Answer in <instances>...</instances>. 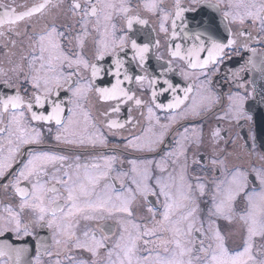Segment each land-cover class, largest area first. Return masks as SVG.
<instances>
[{
	"label": "snow or ice",
	"instance_id": "snow-or-ice-1",
	"mask_svg": "<svg viewBox=\"0 0 264 264\" xmlns=\"http://www.w3.org/2000/svg\"><path fill=\"white\" fill-rule=\"evenodd\" d=\"M224 0H217V5L223 4ZM233 5L228 3L227 7ZM240 5H236L239 7ZM63 0H43V2L33 3L27 10L15 15V19H7L15 13L14 8L7 5H0L3 10L0 16V25L4 23H15L23 21L25 18H31L34 15L43 14L45 11L51 12L55 9H63ZM148 11H153L155 5L146 4ZM177 11L175 16L180 18L183 11L179 0H176ZM248 8H255L256 11H247L246 16L234 15L233 21L239 19L241 24L245 19L259 21L261 29L264 30V0L257 5L254 2L247 5ZM130 9L124 3L109 2V0H73L68 6L67 12L71 14L77 23L80 24L81 32L74 39L79 41V47L83 48L84 41L81 36L89 35L88 21L92 18L97 20V30L99 28L100 17L105 21H110L113 15L124 13ZM230 15L229 11L224 12V17ZM167 19V16L164 17ZM141 24L146 21L139 20ZM127 26L132 27V20L129 19ZM175 28V21L172 24ZM67 25V29H71ZM113 32H115V25ZM186 27V26H185ZM61 31L53 23L48 28L36 34L33 49L30 52L31 60L29 68L33 70L30 76L33 96L25 102L18 93L16 95L0 98V137L6 138V145L0 142V179L5 175H12L13 181L9 184H0V188L5 190L14 189L13 198L18 195L16 211L12 205L4 207L7 218L15 222V230L24 232L25 235H31L28 226H22L20 216L23 213H30L33 217V225L48 227L54 229L53 237L57 245L63 244L68 251L65 253V259L68 264H84L78 261L74 255H71L72 249L85 250L91 254L93 259L91 264H264V259H258L254 254L255 238L264 240V168L255 170L256 178L260 183V191L253 189L246 191L248 176L245 172L234 170L224 176L214 185V190L210 193L211 207L208 210L209 226L204 230V224L201 222L196 227L197 216L200 212L197 200L204 197L207 192L206 184L199 177L196 178L195 186L189 183L186 176V166L181 167L178 173H169L167 179L163 176L157 177L155 185L149 186L146 183L148 179L147 164L143 169L135 167L132 171L139 176H133L130 184L120 181V187L116 184L121 175L127 176V173H117L113 175L114 169L112 163L117 159L115 156H97L91 160H83L84 152L80 149H96L97 146L107 147V139L104 134L97 130L90 133L88 138H83L78 132L72 130L74 124L73 110L67 107L65 101L59 98V89L64 83H69L66 90L72 93L75 98L73 101L79 107V99L85 90L91 91L92 83L82 84L79 79L72 80L73 76L78 75L73 71L79 68L81 64L85 69L91 68V80L102 79L103 75H111L115 79L110 87L98 88L100 99L103 101H116V105L110 108V112L118 113L120 105L129 101L136 105H142V100L135 98V94L130 88L124 85L136 83L143 84L147 79L151 89V98L155 102L158 95L168 92L176 93V87L167 79L160 85L159 93L156 88L159 81L156 78H149L147 75H132L129 69L125 67V61L120 59L119 54L113 59L114 70H105L98 63H89L81 59L79 54L74 51L65 52L62 49L61 41L71 33L68 30ZM161 32H167L164 24L160 25ZM206 35V39L202 38ZM245 35V33H241ZM175 36V32H173ZM186 39L189 38L186 34ZM31 39V38H30ZM194 41L186 50L188 65L191 69H205L209 64L215 66L223 61L226 50L235 44V40L227 38L225 42H219L210 33L197 32ZM159 45V41L155 42ZM130 44L132 50V60L136 61L141 71L147 73L145 67L147 63L146 54L150 52L149 43H138L135 39L127 36H121L119 43L114 47L121 50ZM107 43L104 44L103 51H97L95 60L98 62L103 59L108 51ZM175 51H172V57L181 55V45L175 44ZM255 52L254 49H252ZM206 53V57L201 59V54ZM159 59V57H158ZM39 62V68H35V63ZM130 62V61H129ZM171 61H169L170 63ZM67 64V75L62 71L63 66ZM248 64L254 71L264 74V62L257 65L251 58ZM163 75V73H161ZM201 75L207 79V73ZM200 77H197L199 79ZM166 86V87H165ZM192 91V86L184 89L183 98L174 95L172 102L167 105L155 103L156 109H177L190 99L187 93ZM255 90H253L254 94ZM264 103V96L261 98ZM239 106L243 105L244 98L237 97ZM196 101L193 98L192 111L196 113ZM39 109V111H35ZM25 110L30 113V119L26 117ZM109 111L104 113L109 115ZM131 111V109H129ZM149 125L142 135L132 136L127 142V147H132L138 151H155L156 145L163 144L164 137L168 133L169 125L161 124L159 117H155V123H152L154 113L153 107H148ZM7 117V120H5ZM86 122L88 115L85 113ZM171 119H175L172 117ZM250 119V117H249ZM32 122L48 125V131L51 132V126L57 127V134L54 137L56 146L46 145L42 131L32 126ZM128 123L131 119L128 118ZM107 126L111 128L123 127L117 121L110 120ZM158 126V130L156 129ZM92 127H95L92 125ZM62 130V131H61ZM188 129H184L181 137H186ZM218 135V133H215ZM65 145V147H59ZM23 146H32L26 153L21 152ZM6 151V155L4 154ZM185 149L181 139L176 140V150L166 152L162 159H170L169 162L176 164L181 155H185ZM20 156H25L23 161ZM100 161H103L101 163ZM213 164L217 161L214 159ZM19 164V167L13 172V165ZM160 171L167 172L166 168H160ZM224 175V173H222ZM24 186L21 187L20 185ZM243 192L245 197V207L237 216L234 204L237 198ZM163 196L164 211L161 213V219L155 220V210L153 212V227L142 228L140 224L134 222L132 204L137 197L147 199L148 196ZM116 215H122L124 218L117 221L121 224V234L118 239L109 246L106 243L107 236L98 237L96 230L91 224L98 221L112 219ZM239 219L242 224V244L240 248L232 250L225 244V237L221 232L218 220H224L232 224ZM81 221L87 222L83 227ZM126 225H131L136 235L129 231ZM103 231L104 225H100ZM159 230V231H158ZM160 232H169L171 238L163 241V253H157L151 258L152 249L146 247L148 255H139L138 241L143 237L159 236ZM194 232L200 233L201 239L194 243L191 239ZM4 235V229L0 228V236ZM57 237H62L59 239ZM205 240L208 243H205ZM145 240V246L149 243ZM44 247L45 251L51 257L53 253L49 250L46 241L41 240L37 246V258L35 264H40L39 249ZM264 248V244L260 245ZM103 250V251H102ZM28 249L25 247L14 246L7 241L2 242L0 247V257H14V264H24V257ZM59 253H56L55 264H61ZM2 264V262H0Z\"/></svg>",
	"mask_w": 264,
	"mask_h": 264
},
{
	"label": "flooded vegetation",
	"instance_id": "flooded-vegetation-1",
	"mask_svg": "<svg viewBox=\"0 0 264 264\" xmlns=\"http://www.w3.org/2000/svg\"><path fill=\"white\" fill-rule=\"evenodd\" d=\"M43 2V0H0V5H7L14 8L15 13L7 19H15V15L27 10L33 3ZM73 0H63V9H55L51 12L45 11L43 14L34 15L31 18H25L23 21L15 23H4L0 25V98L16 95L17 93L27 102L34 93L30 76L33 70L29 68L31 60L30 52L36 39V34L40 33L49 25L55 24L59 30L65 31L67 25H71V29H67L71 34L61 41L62 49L65 52L74 51L81 56V59L87 60L89 63H98L105 70H114L113 59L119 54L120 59L125 61V67L129 69L130 74L147 75L149 78H156L159 83L157 92L159 93L160 85L164 79L169 80L177 89L176 93L172 92L158 95L155 102L151 98V89L146 79L143 84L136 83L125 84L126 88H130L135 94V98L142 100V105H136L134 100L120 105V112H110V108L116 105V101H103L100 99L98 88L110 87L115 83V79L111 75H103L102 79L91 80V68L85 69L83 64L73 71L78 75L73 76L72 80L79 79L82 84L92 83L94 86L91 91L85 90L79 99V107L73 101L75 98L71 92L66 91L69 83H64L59 89V98L66 102L67 107L73 110L74 124L72 130L78 132L83 138L87 139L90 133L101 131L107 139V147L97 146L96 149L86 148L79 151L84 152L83 160H91L97 156H115L117 159L112 163L114 169L113 175L117 173H127V176L121 175L117 181L116 187H120V181L128 184L133 176L132 169L134 165L130 163L135 161V167L143 169L147 164L148 179L146 183L149 186L155 185L156 178L163 176L167 179L169 173H178L181 167L186 166V176L189 183L195 186L196 178L199 177L206 184L207 192L204 197L197 200L200 212L197 216L196 227L204 224V230L208 229L210 220L208 210L212 206L210 202V193L214 190V185L224 176L234 170L245 172L248 176V184L246 191H260V183L256 178L257 173L254 171L264 168V149L260 146L257 135L255 117L250 112V105L255 100V92L253 90L258 87L259 106L262 113L264 128V103H261V97L264 96V74L255 71L248 64L249 59L255 61L257 65L264 62V30L261 29L259 21L245 19L241 24L239 19L233 21L232 16H246L247 11H256L255 8H248L247 5L255 3L259 5L262 0H224L223 4L217 5V0H179L184 12L187 10H196L200 6H205L212 13L208 14L205 22L199 25H192L189 31L182 32L187 26L180 22L175 13L177 11L176 0H124L126 6L130 9L127 14L117 13L113 15L110 21H105L103 16L99 20V28L97 30V20L92 18L88 21L89 35L81 36L84 41L83 48L79 47V41L74 37L81 32L80 24L67 12L68 6ZM109 2H119V0H109ZM228 3L233 6L228 8ZM146 4L155 5L153 11H148ZM236 5H240L236 7ZM229 11L230 15L224 17V12ZM3 10H0L2 16ZM167 16V19L164 17ZM132 20L131 29L128 28V20ZM143 20L146 23L141 24L138 21ZM175 21V28L172 24ZM161 23L164 24L167 32L160 31ZM115 25V32H113ZM195 28L202 29L196 31ZM180 29V31H179ZM210 33L213 38L219 42H225L227 38L235 40V44L226 50L224 59L219 64L213 66L209 64L205 69H191L186 67L188 61L181 55L172 57V51H175V44H180L181 50L183 45H191L197 32ZM175 32V36H173ZM245 35H241V33ZM186 34L189 38H185ZM121 36H127L130 39L137 40L138 43H149L150 52L146 54L147 73L141 71L136 61L132 60V50L130 44L126 45L123 50L114 47V43H119ZM31 38V39H30ZM202 38L206 39V35ZM159 41V45L155 42ZM107 43L108 51L100 61L95 60L97 51H103L104 44ZM255 50V52L252 51ZM159 57V59H158ZM206 55H201V59ZM130 61V62H129ZM169 61H171L169 63ZM35 68H39V62L35 63ZM62 71L67 75V64L63 66ZM202 72L207 73V79L201 75ZM163 73V75H161ZM197 77H200L197 79ZM192 86V91L187 93L190 99L185 101L180 108L169 110L167 108L161 110L154 107L155 103L167 105L172 102L173 96L183 98L185 96L184 89ZM166 87V86H165ZM237 97H243L244 102L239 106ZM193 98L196 101V113L193 114ZM153 107L154 117L152 123H155V117H159L161 124L169 125L168 133L164 137L163 144L156 145L155 151H138L135 148L127 147V142L132 136L142 135L149 125L148 107ZM131 109V111H129ZM39 111V109H35ZM109 111V115L104 113ZM26 117L30 119V113L25 110ZM85 113L88 115L86 122ZM175 117V119H171ZM250 117V119H249ZM128 118L131 123H128ZM7 120V117H5ZM110 120L117 121L123 127L109 128L107 122ZM94 125L95 127H92ZM32 126L42 131L44 143L46 145L56 146L54 140L57 134V127L53 124L51 132L48 131V125H41L40 122H32ZM187 128L186 137H181ZM158 130V126L156 129ZM62 131V130H61ZM215 133H218L216 135ZM181 139L184 146L185 155H181L177 163L174 165L169 162L175 159V156L169 159H162L166 152H174L176 150V140ZM0 142L5 143L6 138L0 137ZM32 146H23L22 153H26ZM65 147V145H59ZM6 155V151L4 153ZM25 156H20L19 160L23 161ZM217 163L213 164L212 161ZM103 163V161H100ZM19 167V164L13 165V172ZM166 168L167 172H161L160 168ZM224 173V175H222ZM139 179V176H137ZM13 181L12 175H5L0 179V184H9ZM21 187L24 185L21 184ZM14 189L5 190L0 188V228L4 229V235L0 236V247L2 242L28 249L24 259V264H35L37 258V246L41 240L49 245V250L53 256H49L44 247L39 249L40 264H55L56 253H59L61 264H68L65 259V253L68 249L63 245H57L53 239L55 236L54 229H49L36 224L33 225V217L30 213H23L20 216L22 226H28L31 235H25L24 232L15 230V222L7 218L4 211L6 205H12L16 211V203L19 199L18 195L13 198ZM163 196H151L147 199L137 197L133 202V220L140 224L142 228L153 227V212L149 208L155 210V220L161 219L163 208ZM245 207V197L243 192L237 198L234 208L237 216L240 215ZM122 215H116L112 219L98 221L91 224L96 230L97 236H107L106 243L111 246L121 234V224L117 221L122 220ZM87 222L81 221L83 227ZM222 234L225 237V244L229 249L235 250L240 248L242 244V224L239 219L232 224H228L224 220L216 222ZM104 228L101 231L100 225ZM129 231L136 233L131 229V225H126ZM159 231V230H158ZM63 239L62 237H57ZM169 232H160L159 236L143 237L138 241L139 255H148L146 247L152 249V254L163 253V241L170 239ZM192 241L197 243L201 239L200 233L194 232ZM150 242L145 246L144 241ZM254 254L258 259H264V248L260 245L264 244V240L259 237L255 238ZM207 244L208 241L205 240ZM103 251V250H102ZM71 255H74L78 261L84 264H91L95 259L85 250L72 249ZM152 257V255H151ZM2 264H14V257H0Z\"/></svg>",
	"mask_w": 264,
	"mask_h": 264
},
{
	"label": "water",
	"instance_id": "water-1",
	"mask_svg": "<svg viewBox=\"0 0 264 264\" xmlns=\"http://www.w3.org/2000/svg\"><path fill=\"white\" fill-rule=\"evenodd\" d=\"M212 13V10H209L208 8H206L205 6H200L198 9H196L195 11L192 10H187L186 12L182 11L181 12V16L179 20L180 24L179 26L182 25L183 22L187 23V26L182 30V32H187L189 31V27H191L192 25H199V23H203L205 22L208 18H206V16L208 14ZM196 31H200L202 29L199 28H195ZM180 31V29H179ZM190 46L184 44L183 48L181 50V56L186 59V61H188L185 53L187 48ZM201 55H207L206 53H202ZM256 73V71H255ZM255 100L253 101V103L250 105V112L253 114V117H255V122H256V128H257V137L259 139V143L260 146L262 147V149H264V128L262 127V123H263V118L262 113L260 111V106H259V97L260 95L258 94V87L255 89Z\"/></svg>",
	"mask_w": 264,
	"mask_h": 264
},
{
	"label": "rangeland",
	"instance_id": "rangeland-1",
	"mask_svg": "<svg viewBox=\"0 0 264 264\" xmlns=\"http://www.w3.org/2000/svg\"><path fill=\"white\" fill-rule=\"evenodd\" d=\"M155 255H156V254H155ZM155 255H153V254H152V257H151V258H154V257H155Z\"/></svg>",
	"mask_w": 264,
	"mask_h": 264
}]
</instances>
